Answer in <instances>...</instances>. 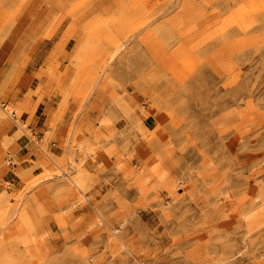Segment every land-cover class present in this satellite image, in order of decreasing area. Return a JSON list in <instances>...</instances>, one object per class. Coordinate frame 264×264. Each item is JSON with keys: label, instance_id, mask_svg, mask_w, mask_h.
Returning a JSON list of instances; mask_svg holds the SVG:
<instances>
[{"label": "rangeland", "instance_id": "374dc122", "mask_svg": "<svg viewBox=\"0 0 264 264\" xmlns=\"http://www.w3.org/2000/svg\"><path fill=\"white\" fill-rule=\"evenodd\" d=\"M6 130L0 264H264V0H0Z\"/></svg>", "mask_w": 264, "mask_h": 264}, {"label": "crops", "instance_id": "0c3cea01", "mask_svg": "<svg viewBox=\"0 0 264 264\" xmlns=\"http://www.w3.org/2000/svg\"><path fill=\"white\" fill-rule=\"evenodd\" d=\"M39 83L35 86V88L32 91H35ZM40 88L38 89L37 92L32 93L29 97V105L34 106L37 97L39 94H42V99L37 103L34 114H33V120L29 126L28 129L34 132L38 137L42 138L43 133L42 130L47 129L48 127V122L51 119L52 115L55 114V109L52 108V102L53 100L50 99L48 96V92L50 91L48 86H43V83H40ZM43 91V92H42ZM31 108V107H30ZM28 116V113H25L23 117L21 118L22 121H25ZM69 123H64L62 124L63 127H56L54 133V140L53 143L50 145L51 150H53L54 154L57 156H60L64 152V148L62 147L63 140L61 137L57 134L59 130H63L68 128ZM9 130L15 131L16 132V127H11ZM7 131V132H6ZM6 131H1V136H0V144L2 142V136L6 135L7 137H10V132L8 130ZM26 136V135H25ZM24 136H15L12 139V142L17 146V150L13 157L15 156L20 162H24L27 159H30L33 154H35L31 148L32 145V140L29 139L26 140L23 138ZM9 140V139H8ZM69 153V149L67 151ZM75 154L79 155V151H75Z\"/></svg>", "mask_w": 264, "mask_h": 264}, {"label": "built area", "instance_id": "2783aa9c", "mask_svg": "<svg viewBox=\"0 0 264 264\" xmlns=\"http://www.w3.org/2000/svg\"><path fill=\"white\" fill-rule=\"evenodd\" d=\"M11 115L12 116H15V111H11Z\"/></svg>", "mask_w": 264, "mask_h": 264}]
</instances>
